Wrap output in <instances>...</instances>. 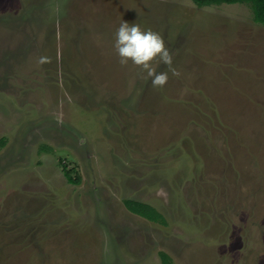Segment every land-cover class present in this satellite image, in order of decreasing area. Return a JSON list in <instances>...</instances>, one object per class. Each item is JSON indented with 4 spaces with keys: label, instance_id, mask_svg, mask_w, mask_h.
Here are the masks:
<instances>
[{
    "label": "rangeland",
    "instance_id": "374dc122",
    "mask_svg": "<svg viewBox=\"0 0 264 264\" xmlns=\"http://www.w3.org/2000/svg\"><path fill=\"white\" fill-rule=\"evenodd\" d=\"M248 19L246 4L0 0V264H264ZM122 21L163 38L177 74L155 58L162 88L119 63Z\"/></svg>",
    "mask_w": 264,
    "mask_h": 264
},
{
    "label": "clouds",
    "instance_id": "9594fccd",
    "mask_svg": "<svg viewBox=\"0 0 264 264\" xmlns=\"http://www.w3.org/2000/svg\"><path fill=\"white\" fill-rule=\"evenodd\" d=\"M113 47L119 63L126 65L129 62L139 67L150 78L153 88H162L167 80V72H157L152 65V61L159 57V60L168 65L173 74H177L171 69L172 57L164 45L163 38L159 33L151 29L142 30L140 25L122 21L114 33ZM47 57H40L38 63L47 62Z\"/></svg>",
    "mask_w": 264,
    "mask_h": 264
},
{
    "label": "trees",
    "instance_id": "16d2710c",
    "mask_svg": "<svg viewBox=\"0 0 264 264\" xmlns=\"http://www.w3.org/2000/svg\"><path fill=\"white\" fill-rule=\"evenodd\" d=\"M197 8L210 7L217 5H233V4H246L249 6L253 21L264 26V0H190ZM2 146V141H0ZM68 182L75 184L76 180H72L70 176L65 173ZM125 208L132 214L139 216L149 222L159 223L164 225L163 217L151 206L142 204L136 201H125ZM161 264H171L166 254L160 253Z\"/></svg>",
    "mask_w": 264,
    "mask_h": 264
},
{
    "label": "crops",
    "instance_id": "0c3cea01",
    "mask_svg": "<svg viewBox=\"0 0 264 264\" xmlns=\"http://www.w3.org/2000/svg\"><path fill=\"white\" fill-rule=\"evenodd\" d=\"M248 21H251V22L248 23ZM248 21L246 20L245 21L246 23L243 22L245 23L243 24V26H245L247 29H250L251 32H250V35L249 34L247 35L246 33L248 32L247 30H245L242 33V36H246L249 39L245 40V42L243 43L244 47L242 48L240 52H242V57L246 58L247 56H250V59L246 61L245 65L241 66L244 69H242L240 73L246 74V75L248 74V76H250L252 79L256 77L254 80L258 82L264 79L262 77L263 75L262 73H264V66L262 69H260V67L264 63V60L260 64V60L258 61L257 59V52L259 53L260 51L263 50L262 52L264 54V26L259 23L254 22L253 15H252V19H248ZM257 61H258V66H260L259 68L256 67ZM251 97H249V99H253Z\"/></svg>",
    "mask_w": 264,
    "mask_h": 264
}]
</instances>
